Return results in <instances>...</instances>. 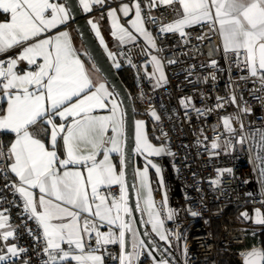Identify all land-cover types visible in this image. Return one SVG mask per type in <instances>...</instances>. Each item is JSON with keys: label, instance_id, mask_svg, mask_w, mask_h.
<instances>
[{"label": "snow or ice", "instance_id": "snow-or-ice-1", "mask_svg": "<svg viewBox=\"0 0 264 264\" xmlns=\"http://www.w3.org/2000/svg\"><path fill=\"white\" fill-rule=\"evenodd\" d=\"M105 2L78 0L84 12H91L93 6L104 5ZM175 4H179L180 8L173 7ZM158 5L173 7L178 17L169 24L161 25L160 32H179L184 36L185 28L204 23L216 29L222 38L226 56L229 52L233 53L237 66L248 72L240 79L254 78V83L259 82L260 88H253L250 94L264 107V0H149L147 7L151 9ZM133 8L135 16L128 23L155 47V40L145 27L140 0H135L132 8L122 3L119 12L128 17ZM0 10L10 14V19L0 22V53L21 48L15 58L0 59V99L6 104V107L0 106V135L14 136L6 150L0 142V175L6 181L0 193L10 189L13 196H19L23 204L22 216L26 214L41 230L37 236L27 228L26 223L24 225L37 245L42 242L37 251L38 256L42 254L46 257L42 264H72L73 261L75 264H105L106 256L117 259L119 264H142L141 257L145 255L151 257L155 264H169L166 259L157 260L152 246L142 238L134 239L132 251H126V233L134 238L137 233L129 219L132 209L128 206L124 179L126 160L119 140L124 121L122 113L118 114L119 105L115 100L109 115L93 114L96 108L108 107L106 101L113 93L107 90L104 83L94 84L89 78L84 62L71 44L68 31H57L55 36L41 38L50 29L66 26L73 18L68 0L63 3L59 0H0ZM107 14L112 20L113 36L118 35L121 42L136 40V36L119 22L116 8H109ZM147 20L155 23L156 17L148 16ZM88 23L103 44L97 23L92 20ZM109 55L114 57L115 54ZM40 60L42 62H38ZM152 60L160 71V79H165L161 62L155 56ZM21 61H26L30 67L20 71ZM116 66L119 67V64ZM257 92L261 94L256 95ZM221 99L217 97L218 101ZM230 100L233 104L237 103L234 94ZM189 102L190 98L180 101L185 108ZM222 107V102L217 104V108ZM193 110L197 116L212 111L195 108L194 105ZM240 111L250 113L252 108L244 101ZM152 115L159 120L155 112ZM239 118V115L222 117L225 132L235 135L232 122ZM56 119L62 122L56 124ZM39 125L43 127L38 128ZM143 125V121H136V152L157 157L172 155L166 152L164 146L156 147L149 141ZM218 127L219 124L215 125L214 130ZM240 127H244L242 122ZM109 130L111 136L108 135ZM41 135H49L51 150L40 138ZM259 136L257 146L264 150V131L259 132ZM247 139L241 136L237 143L244 144ZM60 140L63 158L57 150ZM223 143L225 151L233 147L230 139ZM220 148V137H216L211 149ZM112 153L121 154L120 171L111 161ZM100 156L102 159H98ZM257 158L261 160L259 175L264 177V156ZM147 165L160 173L161 169L151 160L147 161ZM223 171L231 173L232 169ZM9 174L17 179L11 181ZM138 175V190L143 192L148 189L141 210L147 211L150 217L147 222L151 223L152 232L160 240L167 241L164 219L156 211L148 185V167L138 170ZM113 186L119 187L118 197L111 191ZM0 202H3L2 197ZM8 203L15 205L16 201ZM162 204H167L166 194ZM8 211H0V242H4L5 248L0 254V262L13 264L12 258H21L28 249L19 247L17 243H7L19 227L10 223L6 214ZM254 211V222L264 226V212L260 209ZM174 215V210L170 209L167 219L172 220ZM191 215L198 213L191 212ZM241 215L252 219L247 212ZM104 227L108 230L101 231ZM108 245H119V255L113 256L108 251ZM243 255L244 264H264V248H254ZM23 264H31V261L25 259Z\"/></svg>", "mask_w": 264, "mask_h": 264}, {"label": "built area", "instance_id": "built-area-1", "mask_svg": "<svg viewBox=\"0 0 264 264\" xmlns=\"http://www.w3.org/2000/svg\"><path fill=\"white\" fill-rule=\"evenodd\" d=\"M122 3L133 7L135 0H111L102 11L117 8ZM140 3L145 27L153 34L156 46L152 47L142 40L123 45L121 62L133 69L137 79L131 94L135 108L144 114L157 113L161 139L167 146V152L172 153L159 159L168 193V211L171 209L175 212L172 220L167 219L155 176L154 182L155 196L160 202V213L170 241L180 245L181 259L178 264H222V252L232 259V264H243V250L254 246L264 247V226L256 228L254 222V210L264 212V203H261L264 200V184L259 175L261 160L257 158L264 156V153L261 155L254 148L252 139L248 138L244 144L237 143L242 133L248 137L249 131L264 128V107L250 94L253 88L259 89L260 84L258 81L254 83V78L240 79L248 75L247 70L237 66L233 53L229 52L226 56L220 35L210 24L187 27L184 36L179 32H160L161 25L175 20L173 8L158 5L149 9V0H140ZM148 16L156 17L155 23L148 21ZM129 20V17H121L122 24L128 29ZM153 56L160 60L165 71L166 80L161 85H153L148 74L147 68ZM6 57L0 56V59ZM213 61L216 63L213 64ZM233 94L237 98L236 104L230 100ZM217 97L222 98L221 101ZM187 98H190V102L185 108L180 101ZM244 101L251 106L252 112L240 111ZM221 102L224 107L217 108ZM193 105L212 111L197 116ZM231 115L240 117L232 122L235 135L225 132L221 121L222 117ZM218 124L220 127L214 130ZM216 137H220L221 148L212 150L211 143ZM226 139H230L233 145L228 151H225L223 143ZM228 168L232 169L231 173L223 171ZM9 179L15 181L11 174ZM5 183L0 175V189ZM111 191L119 196L118 186H113ZM0 197L3 198L0 206L9 210L6 214L10 217V223L19 226L14 234L15 243L28 249L21 258L13 257V264H23L25 259L30 260L31 264H42L46 257L37 255L42 242L37 245L24 226L26 223L27 228L38 236L41 230L36 222L29 220L26 214L22 216V201L19 196H13L10 189L0 193ZM13 200L16 201L15 205L8 203ZM229 205L240 208L237 216L239 223L224 225L218 234L215 223L223 218ZM191 212L198 215L193 216ZM245 212L252 219L241 215ZM107 248L113 256L120 253L119 245H108ZM4 251V242H0V254ZM171 256H175L174 250ZM141 261L142 264H152L146 255L141 257ZM105 264H119V261L106 256Z\"/></svg>", "mask_w": 264, "mask_h": 264}, {"label": "water", "instance_id": "water-1", "mask_svg": "<svg viewBox=\"0 0 264 264\" xmlns=\"http://www.w3.org/2000/svg\"><path fill=\"white\" fill-rule=\"evenodd\" d=\"M65 2V0H64ZM68 5L72 8V24L77 30L78 36L83 43V46L92 60L94 66L103 76L111 90L113 91L116 99L118 100L124 121L123 126V138H122V152L126 160V164L123 168L125 172L126 182V195L128 199V206L132 209V215L129 218L131 220L132 227L135 225L140 238L144 239L146 243L152 246L153 256L159 259H166L169 264H174L165 252L160 247V240L152 233L150 225L147 222L145 211H142L143 205L138 190V176H137V158H140L145 166L152 170L159 185L162 201L165 194L167 195V204H164V209L168 215V193L164 181L163 165L158 158L146 156L136 152V108L132 99V95L124 85L119 73L118 67L112 62L108 53L104 49L103 45L99 41L94 29L88 23L89 16L85 14L82 7L79 5L78 0H68ZM121 159V156H120ZM151 160L160 169V173H157L154 168L147 165V161ZM121 166V165H120ZM139 206V207H138ZM147 233L148 235H144ZM126 251H132V236L126 233ZM165 243V242H161ZM254 248H264L263 246H254L252 248L245 249L241 252L242 263L244 264V253L252 251ZM150 261L152 262V258ZM152 264H154L152 262Z\"/></svg>", "mask_w": 264, "mask_h": 264}, {"label": "crops", "instance_id": "crops-1", "mask_svg": "<svg viewBox=\"0 0 264 264\" xmlns=\"http://www.w3.org/2000/svg\"><path fill=\"white\" fill-rule=\"evenodd\" d=\"M110 1L111 0H106L105 4L107 2H110ZM53 2H56V0H53ZM59 2L63 3L64 0H59ZM125 4H127V3H125ZM104 5H95V6H93L91 12H85V14L90 17L89 20H92V21L97 23L99 31L101 33V36L103 37V40H104V43L103 44L101 43V44L103 45V47L106 50V52L108 53V55H109V53H114L115 54L114 57L110 56V55H109V57L112 60V62L115 65H117V64H120V62H121V47L123 45H128V44H130V43H132L134 41L121 42L119 37H118V35L117 36H113L112 35V31H113V29H112V20L109 18L108 14H107L108 11H102V8L104 7ZM129 6H130V8H132L131 5H129ZM173 7H175L176 9H179L180 5L179 4H175ZM116 9H117V16L119 17V22L122 24L121 17L123 16V14L121 12H119V7H117ZM0 11L2 12V10H0ZM174 15H175V19H177L178 17H177L175 12H174ZM134 16H135V12L132 13V11H131L128 17L130 19H133ZM8 19H10V14H7V19L2 20V21H6ZM2 21H0V22H2ZM57 31H68L70 33L71 44H72L73 48L76 49L77 55H79L80 59L84 62L85 70H86V73L89 76V78L93 81L94 84L104 83L106 88H107V90L109 92L113 93V91L111 90V88L109 87V85L107 84L105 79L103 78V76L99 73V71L94 66L92 60L88 56V54H87V52H86V50H85V48L83 46V43L81 42V40H80V38L78 36L77 30L74 27V25L72 24V19L68 22V24L66 26H58L57 29H50L47 33L43 34V36L41 38H44V37H46L48 35L55 36L57 34ZM129 31H131L133 33V35L136 36V40H142V41L146 42L148 45L152 46L151 43H149V41L146 40L143 35H141L140 33H137L135 31V29L132 28L131 25L129 27ZM151 35L153 37L152 33H151ZM220 38H221V36H220ZM98 39L100 41V37H98ZM221 42H222V38H221ZM222 47H223V42H222ZM20 51H21V48L17 47V48L9 50L6 53H0V56L7 55L6 58H8V57L15 58L19 54ZM38 62H42V60H40ZM29 67L30 66L27 65L26 61H21L20 64H19V70L20 71L28 69ZM147 69H148V74L151 77L153 85H161L162 83L165 82L166 75H165V71L163 69L162 64H161V69L163 71L165 79H160V71L157 70V68L155 66V62L152 60V58H151V64L148 65ZM32 70H35V69L32 68ZM93 90H95V89H93ZM113 100H115V102L119 105L118 114H121L122 110H121L120 104H119L118 100L116 99L114 93H113V96L106 101L107 104H108V107L103 108V109L96 108V109L93 110V114L94 115H101V116L109 115ZM0 106L6 107V104H5L4 100H2V99H0ZM137 121H143L144 122L143 130H144V132L146 133V135L148 137V129H147L146 120L145 119H138ZM61 122L62 121L60 119H56V121H55L56 124H59ZM158 123L160 124L159 120H158ZM39 127H43V125H39L38 128ZM136 129H137V126H136ZM136 132H137V130H136ZM49 135H50V133H49ZM49 135H41L40 138L42 140H44L45 144L49 147V150H51V146H50V143H49ZM108 135L109 136L112 135L111 130H109ZM3 137H6L8 139V141H5L6 148H7V146L10 145V143L13 141L14 136L13 135H3ZM122 138H123V129H122L121 135L119 137L121 150H122ZM148 139H149V137H148ZM149 141H150V139H149ZM152 144L154 146H156V147L164 146L165 149H166V152H167V146L165 144H159V145H156L154 143H152ZM57 150L61 153V158H63L62 140L59 141L58 146H57ZM164 155H166V154H162L161 156H158V157L157 156H151V157H155V158L160 159ZM120 156H121L120 153H112L111 154V161H112V163H114L116 165L117 171L121 170ZM98 159H102V156L98 157ZM145 167H146L145 165H143L141 167L137 166V174H138V170L142 171ZM11 175L13 176V178L15 180L17 179L13 174H11ZM139 182H140V176L138 175V186H139ZM148 185H149V188L151 190V196H152L153 200L155 201L156 211L160 212V202L155 196V190L156 189H155V182H154V174H153L152 170H150V168H148ZM34 191H35V193H36V195L38 197L39 196L38 189H36ZM139 193H140V198H141L142 205H143V208H144V200H145V198H146V196L148 194V189H144L143 192L139 191ZM4 209H5L4 207L0 206V211H3ZM145 214H146L147 220L149 221L150 217L148 216L147 211H145ZM161 218H162V216H161ZM164 224H165V222H164ZM149 225H150V229L152 231L151 223H149ZM107 230H108L107 227H104V228L101 229V231H107ZM152 233L159 239V237L154 232H152ZM7 243H15L14 237L13 238H9ZM64 247H67V245H64ZM72 264H75V262L73 261Z\"/></svg>", "mask_w": 264, "mask_h": 264}, {"label": "trees", "instance_id": "trees-1", "mask_svg": "<svg viewBox=\"0 0 264 264\" xmlns=\"http://www.w3.org/2000/svg\"><path fill=\"white\" fill-rule=\"evenodd\" d=\"M5 19H7V14L0 11V21L5 20ZM118 73H119L124 85L127 87L129 92L132 94L134 89H135V85L137 83V79H136V76H135L133 69L131 67L127 66V64H125V62H120L119 67H118ZM136 118H137V120L138 119H145L146 120L147 129H148V137L152 143H154L156 145H159L162 143L164 144L163 140L161 139L160 124L158 122H156L152 117H150V114H144V113H142L136 109ZM259 131H264V128L259 129ZM257 139H259V137L252 140V141L254 142ZM5 141H8V139L6 137H3V135H2V143L6 147ZM254 144H256V143H254ZM136 161H137L138 167H141L144 165L140 158H137ZM239 212H240L239 207H236L234 205L227 206L223 218L216 221V223H215L217 233L218 234L220 233V231L224 225L238 224L239 221L237 219V216H238ZM160 247L162 248V250L168 256V258L174 264H178L174 260V258H172V256H171V252L173 251V249H171L165 243L163 244L161 242H160ZM221 262H222V264H232V259L229 258L225 253H223Z\"/></svg>", "mask_w": 264, "mask_h": 264}, {"label": "rangeland", "instance_id": "rangeland-1", "mask_svg": "<svg viewBox=\"0 0 264 264\" xmlns=\"http://www.w3.org/2000/svg\"><path fill=\"white\" fill-rule=\"evenodd\" d=\"M156 113V112H155ZM156 115H157V113H156ZM158 116V115H157ZM150 117H152L156 122H158V120L156 119V117L155 116H153L152 115V113L150 114ZM137 130V129H136ZM259 132H261V131H259V130H254V131H249V133H248V138L249 139H252V140H254V139H256V138H258L259 137V139H257L256 141H252L253 143H256V144H254V148L262 155L263 153H264V150H262V149H260L257 145H258V143H259V141H260V136H259ZM137 133V132H136ZM244 135V133H242V135L241 136H243ZM257 136V137H256ZM256 137V138H255ZM163 144V143H162ZM262 180H264V177H262ZM255 227L256 228H259V227H262L261 225H255ZM133 229H135L136 230V233H137V236L134 238L133 236H132V242H133V240L134 239H136V238H140V236H139V234H138V232H137V229H136V227H135V225L133 226ZM164 229H166L167 230V227H166V225L164 224ZM167 235H168V240L167 241H162V240H160V242H165V244L166 245H168L171 249H173L174 251H175V256H173L172 258H174V260L177 262V263H179L180 262V259H181V254H180V245H176V244H173V243H171V241H170V238H169V234H168V231H167V233H166ZM217 237H219L218 235H217ZM222 254H223V252H222ZM152 262L155 264V261L152 259Z\"/></svg>", "mask_w": 264, "mask_h": 264}, {"label": "flooded vegetation", "instance_id": "flooded-vegetation-1", "mask_svg": "<svg viewBox=\"0 0 264 264\" xmlns=\"http://www.w3.org/2000/svg\"><path fill=\"white\" fill-rule=\"evenodd\" d=\"M137 176H138V174H137Z\"/></svg>", "mask_w": 264, "mask_h": 264}]
</instances>
